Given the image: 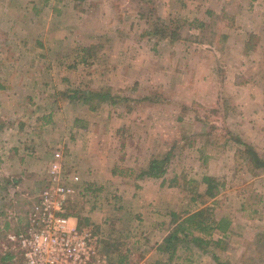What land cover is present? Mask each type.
<instances>
[{"label":"rangeland","instance_id":"374dc122","mask_svg":"<svg viewBox=\"0 0 264 264\" xmlns=\"http://www.w3.org/2000/svg\"><path fill=\"white\" fill-rule=\"evenodd\" d=\"M54 1L59 5L67 0H52L50 5ZM74 3L70 1L66 11L73 14L69 26L75 31L65 33L68 41H63L57 58L63 69L60 72L59 67L57 79L66 80L58 82L60 88L72 91L79 88L77 92H80L109 86L116 95L134 98L151 95L157 101L130 102V111L123 102L103 103L93 111L80 99H69L71 92L56 94L54 99H27L30 95L23 93L24 97L17 89L19 99L9 98L5 88L9 84L0 82L3 85L0 95H7L0 96L3 103L0 104V127L7 125L0 131V178L10 180L23 172L16 187L5 195L0 191V197L3 195L0 198L2 241L7 232L25 222L31 196L45 179L48 158L51 154L53 157L55 150L62 153L65 172L80 176L83 170L73 169L64 158H111V168L118 164L139 170L152 157L164 155L176 145L165 176L169 180L176 174L179 183L169 186L167 180L161 185L159 179H150L151 186L139 192L143 205L137 214L143 215L142 219L135 218L132 211L130 215L127 213L124 223L114 225L118 216L115 205L123 203L114 188L82 192L79 187L70 198V209L89 219V225L84 227L92 229L101 250L104 241L116 243L127 258L125 264H178V261L179 264H190V261L264 264V173L248 170L246 159L235 153L236 143L230 136L237 134L257 154L264 155V0H155L154 7L163 20L210 19L212 28L225 35L215 37L210 50L199 49L190 41L155 44L147 40L142 34L147 21L137 14V0H74ZM50 5L48 1L43 9L49 10ZM30 6L20 8L29 11ZM2 8L0 12L5 10ZM209 12L214 15L211 17ZM10 22L0 15V73L9 76L16 72L17 80L23 81L25 75L18 74L22 52L10 45L15 43V35L8 34ZM57 22L62 25L61 19ZM187 32L185 28V35ZM83 45L97 47L95 59L88 58L91 63L85 68L78 66L79 57L74 52ZM3 47L10 49L4 51ZM31 55L37 56L33 51ZM39 55L40 59L47 57L45 53ZM9 60L20 61L11 66ZM34 71L41 70L32 66ZM32 82L33 79H28L27 84L32 87ZM51 82L55 87L56 82ZM47 102L52 105L47 110H51L53 122L42 132L45 128L38 127L43 122L39 118L46 111L41 106ZM206 139H210V144L205 146L206 155L201 158L199 146ZM7 141L10 145L4 144ZM188 142L193 145L189 146ZM16 143L23 145L16 146ZM22 154L26 156L21 162ZM3 155L5 158H1ZM204 174L224 182L216 203L209 198L203 202L200 197L194 201L196 192L203 191V185L196 187L193 180L199 181ZM182 176L192 181L186 188L180 185ZM128 180L134 183V179ZM152 185H159V195L154 199L150 197ZM204 206L214 208L216 219L229 218L231 230L226 235L212 233L211 237L194 231L206 239H221V242L210 243L204 252L194 245L187 248L180 245L173 260L162 261L153 246L164 231L155 223L170 212L184 216L185 212ZM6 222L9 226H5ZM166 225L161 226L165 231ZM10 251L0 245V256ZM12 262L19 264L16 260Z\"/></svg>","mask_w":264,"mask_h":264},{"label":"trees","instance_id":"16d2710c","mask_svg":"<svg viewBox=\"0 0 264 264\" xmlns=\"http://www.w3.org/2000/svg\"><path fill=\"white\" fill-rule=\"evenodd\" d=\"M76 2H83L85 0H75ZM137 11L139 18H144L147 22L145 27L142 30V34L146 36L147 40L154 41L155 44L161 41H167L168 43H175L178 41L181 42H193L199 49L210 50L213 48L215 37H225L221 35L218 31L212 28V21L199 20L197 18L187 19L182 17L170 18L169 20H163L161 16L158 15L154 3L155 0H137ZM210 13V12H209ZM211 17L214 15L210 13ZM224 17V15L222 16ZM219 16V18H222ZM229 23V22H227ZM187 28V35L184 33V29ZM97 47L88 46L84 47L80 52V60L84 63H87V59L97 55ZM72 100L80 99L84 105L90 110H97V108L103 103H109L110 105H116L119 102H123L127 111H130L131 104L130 102H143L150 101L155 103L157 100L155 96H140L137 98L130 97L127 95H116L111 92L109 86L101 88H87L80 92H74L71 96ZM74 98V99H73ZM2 125V124H0ZM1 128V127H0ZM212 133V130H210ZM208 132V134H210ZM231 139L236 143L235 153L244 157L246 159V165L248 170L253 173H264V155L260 156L255 152L253 147L243 141L237 134H231ZM215 143L217 139L214 140ZM210 139L203 141V144H200L198 153L201 158L205 154V146L210 144ZM188 145L192 146L193 142H188ZM185 147V144L182 146ZM176 145L168 148L164 155L154 156L148 162L145 168L135 170L132 167L128 166H119L114 164L111 168V173L119 177L128 178V179H143L145 177L159 178L161 179V185H164L168 167L170 165L171 157H173V151L175 150ZM206 157V156H205ZM204 162L206 161L203 160ZM0 183H4V180L7 182L2 185L0 184V191L3 190L5 193L9 192V189L14 187V179L10 178H0ZM182 182L180 185L183 188L189 186V181L184 176H182ZM179 183V177L175 174L173 177L169 178V186H177ZM196 187L199 184L203 185V191L198 192L196 188L194 191H197V196H195L194 201H198L196 197L203 198L201 201H205L206 198L213 199L212 203H216V197L220 193L221 189L224 187V182L219 178L214 176L204 174L199 181L193 180ZM138 188L137 184L135 185ZM7 191V192H6ZM3 198V195L0 197ZM69 214L73 215L77 219V226L84 227L89 225V219L87 217H81L80 214L72 211L68 207ZM3 212V210H1ZM184 213V212H183ZM183 215V214H182ZM181 213L170 212L169 222L166 225L167 233L157 245V250L167 256L169 261L173 260L177 248L181 245L188 247L189 245H194L197 248H200L203 252L207 251V245L214 243L218 245L221 242V239L211 240L206 239L203 236L195 234L194 231H198L200 234L209 235L211 237L212 233H220L221 235H226L227 232L231 230V220L226 216L219 218L214 217V208L209 206H204L193 212H185L184 216ZM26 218V216H25ZM165 223H163V226ZM5 226H9L8 222L5 223ZM21 228H18L13 231H17ZM8 230V229H7ZM95 231V230H94ZM103 250L107 254L110 264H125L127 261L126 256L122 254L114 242H103ZM213 257L218 260L216 255ZM116 259V260H114ZM12 260H16L19 264L22 263V258L17 255L15 252L10 251L2 254L0 256V264H13ZM18 260V261H17Z\"/></svg>","mask_w":264,"mask_h":264},{"label":"crops","instance_id":"0c3cea01","mask_svg":"<svg viewBox=\"0 0 264 264\" xmlns=\"http://www.w3.org/2000/svg\"><path fill=\"white\" fill-rule=\"evenodd\" d=\"M48 1L50 5V2L52 0H0V3L4 4V8H2V5L0 4L1 8L5 9L4 11L0 12L1 17H4L7 20H11L10 30L8 31V34L15 35V43L10 44V45H15L14 47H17V50H20L22 52V54H20V57L23 61H21L20 71L18 70V74L23 75V76L25 75V80L21 81V80H17L18 78H17L16 72L15 73L13 72L9 76H3L0 73V82L3 84H6V83L9 84V87H5V88H8L6 92L8 93L9 98L16 97L19 99V95L17 94V89L21 92V94L23 93L29 94L30 96L28 97L26 96L27 99H31L34 97H37V98L38 97L40 98L50 97L54 99L56 94L58 95L64 94L65 92H68V93L71 92L72 94L78 91L79 89V88H75L73 89L74 91H72V90H68L65 87L60 88V85L58 82H62V81L65 82L66 80L65 78H63L62 80L59 78V81L57 79V74L59 73V67H60V72L63 71V69L61 68V62H59V59L57 61L58 56L61 55L59 48L62 46L63 41L65 42L67 40L66 38H64L65 33L69 31H72V32L75 31L74 29H71L69 26V23H70L71 18L73 17V14L69 10L66 11V8L69 2L72 1V3H74V0H67L66 2L59 3V5L55 3L54 1L53 4L50 5L49 10H46L47 9L46 7H44L43 9V6ZM29 4L31 5L29 8H27L29 11H26V10H23V8L22 9L20 8V6L21 7L23 5L27 6ZM81 10L82 12L84 11V9L82 8ZM77 17L80 19L79 14ZM59 19L62 20V25L58 24L60 23V22H57ZM31 27H34V28H31ZM76 30L78 33L81 32L80 27H79V20H78V27ZM84 47H85L84 45L81 46V48L77 47L74 49V52L76 56L79 57V60L76 62L78 66L79 65L82 67L84 66L85 68L86 66H89V64L91 63L90 61L92 59H95V57H91V60L88 59L87 63H84L83 61H81L80 51ZM7 48L10 49V47H7ZM7 48L3 47L2 50L5 51ZM32 51L35 54H37V56H32L31 55ZM40 53H45L47 57L40 59L39 58ZM19 61L20 60H16L12 62L11 60H9V62L8 61L7 62L11 63V66H13ZM77 64H74V66H76ZM32 66L37 69H40L41 71L38 73L35 71L32 72ZM38 75L40 77H38ZM72 76H75V75L72 74ZM28 79L29 80L33 79L32 87H30L27 84ZM51 80L53 82L54 81L56 82L55 87L53 86L54 84L52 85ZM69 81L70 80H68V82L66 83H69ZM81 81H84V79H82ZM2 86L3 85L0 84V87ZM50 92L54 93L55 95H49L48 93ZM0 96H7V95L1 94ZM69 99H72V98H69ZM47 103L49 105L44 104L43 106H41V108L46 110L42 112L39 118V120H42L43 122L38 127L45 128V130L42 129V132L46 131L49 124L53 122L51 112H50L51 110H47L48 108L52 107V105L49 102ZM0 104H3V103H0ZM5 127H7V125ZM5 127L3 129H6ZM3 129L0 128V131ZM42 135L43 134H41V137ZM43 143L44 141L42 142V144ZM4 144L8 145L9 141L5 142ZM15 145L19 146L23 144L16 143ZM12 150L14 151L15 149H12ZM29 152H31V150H29ZM23 156L25 158L26 155L25 154H22V156L20 155L21 159L19 160L21 162L23 161L22 159ZM10 157H7V158H10ZM1 158H5L4 155L1 156ZM51 159H52V154L48 158V163L50 162ZM64 159H66L68 164L73 166V169L83 170L82 175H80V182L77 183L76 185V188H77L76 193L78 192L79 187L81 189L80 191L82 192H86L87 190L94 189V188H98V189H95L97 191L100 189L105 191L106 188L108 189L114 188L116 190V193L119 196H121L118 198L121 199L124 204L120 203V204L115 205L117 210H114V211H117L118 216H116L115 218L116 221L114 219V222H115L114 225L118 222L124 223L125 216L128 214L130 215L132 211L135 213L134 214L135 218H139V219L143 218V215L137 214L138 211L141 210V207L143 205L142 198L141 199L139 198V192H143L147 187L151 186V184H149L150 179L156 180L159 178L145 177L143 179H135L134 183H132V182H127L129 181L128 178L119 177L111 173V166H110L111 158H77L76 157V158H64ZM41 161L42 160H40L39 162ZM19 178H23V172H20L18 177L13 178L14 187H16L18 183L20 182ZM159 180L161 181V179ZM136 184L138 188H136L135 186ZM152 190H153V194H151L150 197L154 199L156 195L157 196L159 195V185L156 187L152 185ZM167 216H165L161 222L155 223L157 224V226H159L158 229H160V231H164L162 238L156 240V243L153 246V251L157 253L159 256H161L162 261H165L167 259V256L157 250V245L161 242V240L167 233V231H165L164 228L161 227L163 226V223L168 224L169 220ZM118 217L120 218L118 219ZM141 221L142 220H139V222ZM25 223H26V218H25V222L20 228H23L25 226ZM155 224L152 223L151 225H155ZM142 247H144V245ZM202 259H204V257ZM197 262L198 261L196 262L190 261V264H197ZM178 264H179V261H178Z\"/></svg>","mask_w":264,"mask_h":264},{"label":"built area","instance_id":"2783aa9c","mask_svg":"<svg viewBox=\"0 0 264 264\" xmlns=\"http://www.w3.org/2000/svg\"><path fill=\"white\" fill-rule=\"evenodd\" d=\"M78 173L67 174L63 156L55 150L45 179L31 196L25 226L0 238L1 248L15 252L23 264H110L88 227H78L69 214Z\"/></svg>","mask_w":264,"mask_h":264}]
</instances>
